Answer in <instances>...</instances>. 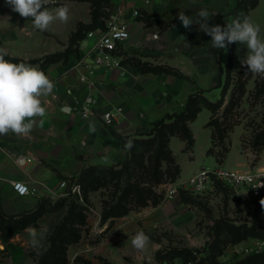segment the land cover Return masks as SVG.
<instances>
[{
  "label": "crops",
  "instance_id": "0c3cea01",
  "mask_svg": "<svg viewBox=\"0 0 264 264\" xmlns=\"http://www.w3.org/2000/svg\"><path fill=\"white\" fill-rule=\"evenodd\" d=\"M236 4L237 0H110L108 14L120 11L130 21L131 36L124 57L139 52L136 60L152 67L170 68L184 77L179 78L172 73L140 72L129 64L111 70L88 65L84 62L85 54L95 39L87 36L72 44L73 51L67 53L65 60L43 67L46 56L66 52L79 23H91V4L81 0H52L47 7L52 10L67 5L69 20L54 22L47 31H40L34 28L31 18L21 17L6 0H0V49L11 57L32 62L29 65L38 66L55 84L54 93L41 98L46 114L36 118L28 136L11 132L0 135V210L7 215L34 210L42 199H55L51 193H62L61 182L72 184L85 167H120L129 153L116 135L146 138L155 122L166 114L180 112L191 94L203 90L207 95L212 88L219 87L225 72H212L214 58L206 44L201 43L200 48L197 41L189 39L192 31L199 30V24L185 29L178 14L183 12L198 22L197 12L207 9L215 14L208 20L209 26H213L222 24L229 11L233 16ZM257 6L249 11V20ZM135 10L139 12L137 17L133 16ZM217 17L221 18L213 22ZM226 20L230 22L234 16ZM204 37V41H211L208 35V40ZM239 44L234 43L233 60L246 55L245 46L237 52ZM225 51L229 57L227 48L218 57ZM237 65L235 69L241 63ZM82 75L94 81L95 86L88 88L81 80ZM85 107L90 112L88 117L81 113ZM116 108L123 110V116L117 117L113 125L105 124L102 113ZM204 113L207 112L202 110L189 123L194 139L191 149L179 137L169 138L171 155L179 167L176 183L202 169L194 166L211 145V130L205 125L209 117L205 114L202 118ZM235 154L227 157L225 168L242 165L240 155ZM32 158L35 160L31 161ZM15 182L28 188L25 195L15 191ZM12 237L0 236V241L15 243L10 242L15 234Z\"/></svg>",
  "mask_w": 264,
  "mask_h": 264
},
{
  "label": "rangeland",
  "instance_id": "374dc122",
  "mask_svg": "<svg viewBox=\"0 0 264 264\" xmlns=\"http://www.w3.org/2000/svg\"><path fill=\"white\" fill-rule=\"evenodd\" d=\"M243 1L250 4L253 0ZM109 4L110 1L101 3L103 17L98 22L104 23L109 16ZM230 13L225 14L222 24L216 25L225 26L227 17H233ZM250 21L260 26V35L264 38V0H259ZM192 32L189 39L197 41L200 48L206 44L214 58L212 72H226L227 51L219 58L218 49L212 47L207 35L199 30ZM243 47L239 44V51ZM138 53L133 51L131 56L137 59ZM239 62L234 57L232 74L225 89L223 82L207 95L203 90L196 91V94L200 93L199 101L203 100L201 94L204 92L203 96L217 106L214 111L202 107L196 115L197 118L202 110L207 112L201 117H209L205 125L211 130V145L194 169L225 168L227 157L231 158L235 153L240 155L243 163L239 168L229 169H264V74L248 72L247 66L242 65L235 69ZM241 70L246 73L240 75ZM192 146L193 143L189 144L190 149ZM161 165L162 177L158 181L148 180L140 169H135L131 171L132 176L114 171L100 172L98 186L84 184L80 187L75 182H67L61 191L66 195L61 196L58 192L51 194L55 199H50L51 207L62 198H67L66 205L44 213L29 226L37 230L39 245L33 247L29 242L31 237L27 228L16 232L15 239L10 241L15 243L0 241V264L264 263V208L261 202L243 204L234 197L233 190L221 184L201 194L182 188L176 194L168 193L166 189L176 183L178 177L173 180L170 176L175 172L173 162L163 160ZM114 175L117 180L111 181ZM124 190L129 196L122 207L128 212L112 217L109 210ZM77 214L81 220L75 221ZM69 221L73 222L71 226L67 225ZM63 225L67 231L60 233L58 229ZM141 230L149 237V243L143 251H138L131 240Z\"/></svg>",
  "mask_w": 264,
  "mask_h": 264
},
{
  "label": "clouds",
  "instance_id": "9594fccd",
  "mask_svg": "<svg viewBox=\"0 0 264 264\" xmlns=\"http://www.w3.org/2000/svg\"><path fill=\"white\" fill-rule=\"evenodd\" d=\"M51 2L52 0H6L13 12L23 18H31L34 28L40 31H47L54 22L67 23L69 20L68 6L50 10L47 5ZM196 15L198 22L183 12H179L178 19L185 29L194 23L199 24V30L211 37V44L215 49L226 50L227 45L234 42L246 46L247 52L240 59L241 65L247 66L248 72L264 74V38L260 35L261 28L258 24L244 17L243 20L226 22L223 27L209 26L208 20L214 13L202 8ZM6 55L7 52L0 49V135L11 132L28 136L36 125V118L46 114L41 98L52 95L55 84L38 66L12 63L5 59ZM261 204L264 205V200ZM44 230L42 227L41 232ZM26 231L31 237L29 242L37 247V230L28 227ZM131 243L135 249L143 251L149 243V237L141 230L132 237Z\"/></svg>",
  "mask_w": 264,
  "mask_h": 264
},
{
  "label": "trees",
  "instance_id": "16d2710c",
  "mask_svg": "<svg viewBox=\"0 0 264 264\" xmlns=\"http://www.w3.org/2000/svg\"><path fill=\"white\" fill-rule=\"evenodd\" d=\"M87 1L91 4V23L88 25L79 23L77 26V30L73 32L70 38V46L66 50V52L61 54H53L50 56H46L43 60L42 66H47L50 63L65 60L67 58V53H71L73 51L70 47L72 44L77 43L78 41L83 40L87 33L96 29H105V22H98L99 18L103 17V12L100 10L101 3L108 4L110 0H81ZM247 2L243 0H237V4L234 7L232 14L235 19H243L244 17L249 18V11L254 9L257 4L258 0H253L249 5ZM221 17H217L214 19L213 22L219 20ZM144 19L149 20L148 17ZM235 43V42H234ZM234 43L227 45V49L229 52V61L226 65V72L224 78V89L226 87L227 82H229L231 74H232V60H233V46ZM221 50L218 49L220 53ZM6 60H9L12 63H25L30 64L32 62H25L20 59L11 57L9 55L5 56ZM122 64H129L134 69H137L140 72H154V73H172L179 78H184L176 71L167 68V67H152L145 63H141L140 61L136 60L134 57H123ZM239 72L240 75L245 74L246 72ZM264 88V83L262 84ZM264 91V89H263ZM204 93V92H203ZM201 94L203 98L202 101H199L200 93L191 94L185 107L178 113L173 114H166L162 119L155 122L152 126L151 132L147 135L146 138L143 137H133L130 138L129 136H118L116 137L120 140L122 145L127 149L129 153V158L124 161L119 168L117 167H107V166H88L83 169L79 176L73 178V182L77 183L80 187L84 184H95L98 186L100 183V179L98 175L100 172L104 173L106 171H114V173H120L126 176H132V172L135 169H140L146 178L150 181H158L160 177H162L161 172V162L163 160L167 161L168 163L173 162L175 166V172L170 175V171H167L171 178L174 180L176 176L179 175V167L175 164L174 159L171 155V150L168 147L169 138L171 136H179L182 140L187 142V145L193 143L192 134L189 128V123L194 121L196 118L197 113L200 111L202 107H206L211 110H215L216 104L207 100L206 97ZM221 99L218 102L221 103ZM166 172V173H167ZM167 173V174H168ZM96 174V175H95ZM148 176V177H147ZM111 181H116L117 177L114 175ZM104 181V180H102ZM219 184V183H217ZM133 186H130L132 188ZM128 192L124 190L122 196L118 197L117 203L114 207L110 208L109 214H112V217H120L127 214V209L122 207L123 202L128 198ZM67 198H62L58 202H54V209L51 207L50 200L47 198L42 199L40 203L36 206L34 210L25 211L19 215H7L2 210H0V236L4 239L11 238L16 232L22 231L28 228L31 224L38 221L44 213H49L53 210L60 209L64 205H66ZM48 205V206H47ZM122 207V211H121ZM78 215V214H77ZM108 216V214H106ZM105 216V217H107ZM78 218L81 220V216H75V221H78ZM73 219V220H74ZM67 224L71 226L73 223ZM102 222H104V218H102ZM58 231L65 232L66 225H63L58 229Z\"/></svg>",
  "mask_w": 264,
  "mask_h": 264
},
{
  "label": "built area",
  "instance_id": "2783aa9c",
  "mask_svg": "<svg viewBox=\"0 0 264 264\" xmlns=\"http://www.w3.org/2000/svg\"><path fill=\"white\" fill-rule=\"evenodd\" d=\"M133 16H139V12L135 10ZM130 36V21L127 18V14L120 11L115 14H109L105 20L104 30L96 29L88 32L87 39L94 38L95 42L88 46L85 56L92 58L94 63L99 65L101 69H120L123 67L122 59L125 53V45L130 39ZM83 59L81 62H83ZM81 80L86 82L88 88L95 86V82L90 80L87 76L82 75ZM81 113L85 117H88L90 114L86 107L82 108ZM120 116H123V110L121 108L102 113L103 121L109 126L113 125L116 118ZM32 160H35V158H32L31 161ZM18 162L19 159L16 160V163ZM217 183L233 190L234 197L243 204L252 205L257 201L261 202L264 200V169L261 170L258 167L249 168L247 170L223 167H214L210 170L202 168L194 172L185 181L173 183L166 189V192L176 194L179 189L182 188L201 194L210 188H214ZM65 186L66 183L61 182V187L64 188ZM13 187L21 196L25 195L28 191V188L20 182H15ZM21 188H23L24 191H21ZM51 194L53 195L56 193L52 192ZM58 194L61 196L66 195L65 192ZM262 207L264 208V205H262ZM187 264L192 263L189 262Z\"/></svg>",
  "mask_w": 264,
  "mask_h": 264
},
{
  "label": "water",
  "instance_id": "95a60500",
  "mask_svg": "<svg viewBox=\"0 0 264 264\" xmlns=\"http://www.w3.org/2000/svg\"><path fill=\"white\" fill-rule=\"evenodd\" d=\"M84 62L88 65L95 66L96 68H100L99 65H96L94 63V60L92 58L86 57Z\"/></svg>",
  "mask_w": 264,
  "mask_h": 264
},
{
  "label": "snow or ice",
  "instance_id": "6c2138e0",
  "mask_svg": "<svg viewBox=\"0 0 264 264\" xmlns=\"http://www.w3.org/2000/svg\"><path fill=\"white\" fill-rule=\"evenodd\" d=\"M18 187H19V186H18ZM20 190H21V191H24V189H23V188H21Z\"/></svg>",
  "mask_w": 264,
  "mask_h": 264
}]
</instances>
